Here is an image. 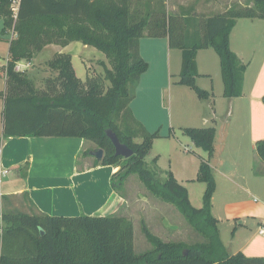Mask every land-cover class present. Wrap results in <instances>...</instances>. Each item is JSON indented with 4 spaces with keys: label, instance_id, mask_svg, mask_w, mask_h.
I'll return each instance as SVG.
<instances>
[{
    "label": "trees",
    "instance_id": "obj_1",
    "mask_svg": "<svg viewBox=\"0 0 264 264\" xmlns=\"http://www.w3.org/2000/svg\"><path fill=\"white\" fill-rule=\"evenodd\" d=\"M166 1L0 0V39L11 29L15 35L8 41L6 89L0 93L3 134L5 138H81L95 144L104 157L94 165L119 169L111 177L115 192L123 197L126 179L137 174L151 196L175 206L201 239L165 242L142 222V233L152 248L137 254L134 224L125 217H53L8 209L2 214L0 264H264V258L232 255L225 247L219 222L212 214L216 182L209 161H202L199 167L197 180L206 189L203 206L195 208L188 189L172 172L159 177L157 158L149 168L146 158L160 135L148 134L130 108L133 84L148 70L140 52L144 37L167 38L170 49L181 50L177 84L192 89L201 102L211 105L214 92L197 85L201 76L197 55L200 50L213 49L220 59L223 96L228 100L242 97L247 65L232 51L231 33L238 20H264V0H248L212 16L196 14L194 7L171 15ZM72 43L102 52L109 67L100 61L104 73L82 81L76 76L71 55L57 53L48 62L57 75L47 79L43 93L32 79L16 71L20 61L31 59L46 46ZM108 132L132 150L133 156H116ZM185 134L215 160L221 154L222 146L215 145L214 127L187 128ZM256 153L264 162V140L256 143Z\"/></svg>",
    "mask_w": 264,
    "mask_h": 264
},
{
    "label": "rangeland",
    "instance_id": "obj_2",
    "mask_svg": "<svg viewBox=\"0 0 264 264\" xmlns=\"http://www.w3.org/2000/svg\"><path fill=\"white\" fill-rule=\"evenodd\" d=\"M177 2L179 0H171L172 5L174 3L178 4ZM194 3H201L199 4L200 10L207 12L205 15L212 16L226 12L233 5H244L248 3V0H211L209 2L211 3L209 9H206L207 2L205 0H189L186 2V5L190 6ZM13 8L15 11L18 9L17 2L13 3ZM256 23L258 25L247 26L239 30L242 35L245 34L246 42L244 39L241 42V44H248V46H245V49L252 47V50H261V47L264 48V29H261L264 25V20L259 19ZM1 30L2 21L0 22V33ZM14 37L12 29L11 31H7L5 36H1L0 64L4 62L5 57H8V41ZM140 41V52L148 64V70L133 85L146 90L145 92H149L147 96L141 95L142 101L147 102H156L157 91H155V88L164 87L167 90L163 94L165 109L157 111L156 120L151 121V125L154 124L153 122L156 123L153 132H158L160 137L155 139L153 148L146 158V163L149 168H152V161L157 158V165L160 169L159 177L163 179L167 172H172L178 182L188 189L191 204L195 208H201L203 206V195L206 185L197 180L199 164L201 160H207L210 164H213L215 157L205 150L197 148L185 134V129L214 127L216 137L218 138L220 131L225 127L228 139L226 140L225 149L221 157L224 166L215 172L216 188L212 201V214L224 217L226 205H241L239 206V211L233 213L234 216L241 217L235 223L237 222L238 225L240 222L245 221L247 224L242 226L243 234H239L235 241L238 245L245 244L248 238L257 233V226L261 222L259 217L254 215L251 203L259 202L253 205L264 203V179L257 178L253 174L252 168L254 167L255 151L252 145L248 144L244 139L243 141L239 140L242 129L240 127V120H238L239 117L237 118L236 115L232 118L230 117L228 114L229 102L224 96L214 94L213 116L211 109L207 107L208 104L201 102L195 91L177 84L181 71L180 65H182L181 50H171L173 76L172 85L167 86L165 78L167 48L164 44L165 42L152 40L148 37H144ZM59 52L71 55L76 76L82 81H86L90 75L98 76L104 73L103 67L98 64L101 60L105 61L109 67L105 54L92 47L84 48L79 43H72L67 47L58 46L57 44L48 45L40 53L36 52L31 59L27 60L31 62V60L35 59L36 69L44 71V75L43 73L40 74V72L34 73L38 78H35L34 83L40 93L45 91L47 79L53 78L56 75L48 67L47 62ZM211 53L214 52L211 51ZM0 71L2 73L5 72L1 68ZM206 83L211 84L212 88L211 79L206 80ZM4 85V81L0 80V93L5 92ZM169 87H171L170 92L168 90ZM214 87L215 84L213 85V91ZM183 91H186V93ZM51 94L54 95L53 92ZM169 96L171 99L170 108ZM196 107H199L198 111ZM2 112L3 99L0 97V136ZM261 118L264 120V116L260 117V121ZM205 120L207 121L205 122ZM169 121L172 122L171 125ZM217 138L215 139V145ZM137 142L140 143V141ZM223 173L226 175L224 176ZM247 188L250 189L253 196L247 194ZM123 189L122 195L125 198V203L121 209V214L135 224L134 248L137 254L144 253L152 248L142 233V222L149 228L152 234L165 242L184 241L192 243L201 239V236L188 225L183 215L175 206L151 196L137 174H130L128 176ZM255 199L256 201H254ZM15 204H19V207H17L18 211L31 212V208H29L30 203L27 198H22L18 203L15 202ZM228 220L224 223H219V229L225 244L230 246L229 244L234 240L235 227L231 226ZM238 227H240V224ZM255 242L260 243L258 240ZM236 244L233 246H236Z\"/></svg>",
    "mask_w": 264,
    "mask_h": 264
},
{
    "label": "crops",
    "instance_id": "obj_3",
    "mask_svg": "<svg viewBox=\"0 0 264 264\" xmlns=\"http://www.w3.org/2000/svg\"><path fill=\"white\" fill-rule=\"evenodd\" d=\"M188 1L179 0L177 2L178 4L174 3L172 5L171 0H167L166 9L168 14L177 15L180 13V9L189 7H194V13L196 14H207V12L200 10L199 4L201 3H194L189 6L186 5ZM206 6V9H209L211 3H206ZM258 20H238L236 27L231 33V49L247 65V71L244 79L243 96L227 100L229 102L228 114L231 118L236 115L237 118L239 117L238 120H240V127L242 129L239 140L243 141L244 139V141L252 145L255 151L254 167L252 168L253 174L257 178L264 179V162L259 159L256 153V143L264 140L263 118L260 121V117L264 116V48L260 46L261 50H252V47L245 49V46H248V44H241L242 39L246 42L245 34L242 35L241 31H239L240 28L258 25L256 23ZM261 29H264V25ZM152 40L165 42L164 44L167 48L165 78L166 85L171 86L173 76L171 65L172 49L169 47V41L167 38ZM81 45L84 48L88 47L83 44ZM211 51L214 53H211ZM8 59L9 54L8 57L4 58V62L0 64L1 69L5 70ZM34 60H31V62L27 60L20 61L17 64L16 71L23 73L33 81L37 78L36 74H34L35 72H40V74L43 73L44 75L43 70L39 71L36 69V63H34L36 61ZM197 65L201 75L197 79L198 87L203 90L213 91V85L215 84L214 94L223 96L224 84L220 59L217 53L213 49L200 50L197 55ZM52 72L57 75V72L53 70ZM209 79L212 80V88L211 84L206 83V80L208 81ZM0 80L4 81V88L6 89L5 72L2 73L0 71ZM135 88V96L130 108L135 118L144 126L146 132L152 134L154 133L153 129L156 127V123L153 122L154 124L151 125V121L156 120L157 111L165 109L163 94L167 90L164 87L159 89L158 87L155 88V91H157L156 103L155 101H142L141 95L144 94L147 96L149 92H145L146 90H142L138 86ZM170 88H168L169 92ZM185 88L188 89L187 87ZM183 92L186 93V91ZM190 96L193 97L191 94ZM170 102L171 99L169 96V108ZM207 104V107L211 109L212 115L214 116V103L212 105ZM196 110L198 111L199 107H196ZM169 124L171 125L172 122L169 121ZM226 135L224 127L220 131L218 138L216 137V147L222 146V152L217 156L216 160L214 159V163L211 164L214 176L216 170L224 166L221 157L225 149L226 140L228 139ZM96 149L95 144L81 138H5L3 134V116L1 115L0 236L3 225V212L8 209L17 210L19 204L16 205L15 202L18 203L19 200L25 198L24 196L28 199L30 203L29 208H31V212L25 213L69 218L80 217L82 215L90 217L119 215L124 217L121 214V209L124 206L125 198L115 192L111 186V177L117 172V168L111 166H95L96 158L91 155V152ZM223 175L225 176L226 174L223 173ZM246 192L248 195L253 196L250 189L247 188ZM256 203L259 202L251 204L254 209V215L259 217L261 222L257 226V233L251 236V238H248L247 242L243 245L240 243V245L236 244L235 240L239 234H243L241 228L247 223L245 221L240 222V227H238L239 224L237 225L235 221L240 220L241 217L234 216L233 214L239 211V206L241 205H226L224 208V217L226 219L221 215L213 214L219 223H224L229 219L228 222L231 223V226L235 227L234 240L229 244L230 246H227L222 239L225 247L232 255L242 253L248 258H264V237L259 234L260 227L264 226V203L253 205ZM134 231L136 232L135 224ZM257 240L260 243L255 242ZM235 244L236 246H233Z\"/></svg>",
    "mask_w": 264,
    "mask_h": 264
},
{
    "label": "water",
    "instance_id": "obj_4",
    "mask_svg": "<svg viewBox=\"0 0 264 264\" xmlns=\"http://www.w3.org/2000/svg\"><path fill=\"white\" fill-rule=\"evenodd\" d=\"M107 136L115 147L116 156L123 157L124 159H129L133 156V151L127 146L121 144L118 137L113 132H108ZM91 155L95 157L97 161L101 162L104 157V151L102 149H96L95 151L91 152Z\"/></svg>",
    "mask_w": 264,
    "mask_h": 264
},
{
    "label": "built area",
    "instance_id": "obj_5",
    "mask_svg": "<svg viewBox=\"0 0 264 264\" xmlns=\"http://www.w3.org/2000/svg\"><path fill=\"white\" fill-rule=\"evenodd\" d=\"M259 234L264 237V226L263 227H260L259 229Z\"/></svg>",
    "mask_w": 264,
    "mask_h": 264
}]
</instances>
